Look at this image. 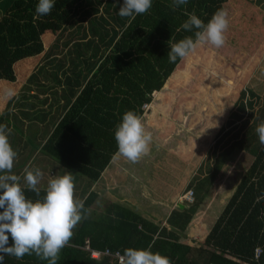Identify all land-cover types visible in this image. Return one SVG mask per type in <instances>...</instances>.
Here are the masks:
<instances>
[{
    "label": "trees",
    "instance_id": "1",
    "mask_svg": "<svg viewBox=\"0 0 264 264\" xmlns=\"http://www.w3.org/2000/svg\"><path fill=\"white\" fill-rule=\"evenodd\" d=\"M230 1L188 0L174 11L172 0H152L146 14L132 19L118 15L123 0H55L52 11L58 14L39 17L35 12L38 0H0V10L6 14L0 17V42L7 33L12 40L40 43L41 29L53 19L64 22L18 96L9 100L5 112L18 102L26 117L40 120V104L27 97L50 95L44 102L52 99L46 114L51 116L48 127L53 128L42 150L97 181L118 150L114 133L123 114L131 110L143 116V105L166 87L181 62H169L168 42L194 37L195 30L177 29L190 14L207 23L218 9L230 12L225 7ZM66 5L68 10L63 9ZM228 18L235 21L230 22L232 25L239 23ZM227 32L231 34V28ZM249 37L255 38V33ZM259 100L261 106L256 109ZM4 118L1 114L0 120ZM261 122L264 91L260 96L252 89H243L208 150L209 162L200 165V172L206 169L207 173L190 184L194 201L174 209L163 225L120 205H114V216L90 210L74 229L57 264H120L111 254L94 258L87 245L121 254L127 248L150 249L167 257L171 264H264V145L255 131ZM246 152L249 163L209 233L200 243L183 240L206 196L199 195L198 190H208L228 161ZM44 189L41 187L39 196L26 188L25 193L35 201L42 199ZM96 198V191H91L84 199L85 207L90 209ZM257 247L262 252L254 259ZM3 264L47 261L35 255H26L22 260L5 256Z\"/></svg>",
    "mask_w": 264,
    "mask_h": 264
},
{
    "label": "rangeland",
    "instance_id": "2",
    "mask_svg": "<svg viewBox=\"0 0 264 264\" xmlns=\"http://www.w3.org/2000/svg\"><path fill=\"white\" fill-rule=\"evenodd\" d=\"M225 7L230 10V12L227 10L228 17L237 19L239 23L232 25L230 22L235 23V21L229 20L231 34L226 32L227 39L223 47L218 49L210 45L199 47L185 61L179 63L166 87L154 94L155 100L152 104L149 103L145 111L149 117L145 122L146 130L153 136L151 151L135 164L123 158H117L118 161L123 160L120 165L112 164L111 169L116 168L118 171L120 168V173H122L121 177L117 173L114 182V188L118 187V183L121 184L115 190L118 193L124 188H127V193H130L129 189H135L134 184L137 186L139 182L143 185L141 190L145 192V197L142 195L145 202L150 200L156 191L166 194L171 190L181 189L183 192L177 200L181 198L184 201L181 203H185L187 200L184 194L193 189L190 184L198 177H203L202 174L207 173L206 169L200 172V165L209 162L208 150L212 149L216 135L234 108V101L240 92L243 89H252L262 96L264 91V22L260 20L264 21V0H231L225 4ZM69 8L66 5L63 9L68 10ZM54 11L51 13L58 14ZM5 15L0 10V17L3 18ZM63 26L64 22L53 19L46 29H41L40 43L28 44L24 41L12 40L5 33L0 42V73H3L1 80L14 78L15 71L19 68L20 71L32 61H40ZM55 27H57L56 32ZM240 27L242 30L238 29ZM250 33H255V38L249 37ZM40 46H42L41 53L38 54ZM1 83L0 81V87L4 85ZM10 87L14 86L10 85ZM151 106L154 107L151 108ZM260 106L261 101L256 104V109ZM23 132L16 127L9 134L10 143L18 153L14 165L19 158H22V164L35 148V138L26 133L25 138L29 139L26 142L28 148L25 151L21 149L18 143L22 141ZM249 157L247 152L241 156L236 155L232 161H228L227 166L217 175L208 190V187L202 191L198 190L199 195L206 196L183 240L200 243L209 233L225 201L234 191L240 174L249 163ZM43 162L44 158L40 155L35 165L39 166ZM63 165L65 174H71L74 182L81 184L80 189L91 181L76 170ZM49 177L50 174L45 175V178ZM79 188H75L76 197L78 194L76 190ZM77 198L80 199V197ZM194 199L195 194L191 201ZM127 200L131 201L129 198ZM183 205L181 204V207ZM138 208L143 210L142 207ZM142 212L148 215L146 208ZM164 213L166 214V212L161 214ZM156 218L162 220L161 223L166 221L165 216Z\"/></svg>",
    "mask_w": 264,
    "mask_h": 264
},
{
    "label": "clouds",
    "instance_id": "3",
    "mask_svg": "<svg viewBox=\"0 0 264 264\" xmlns=\"http://www.w3.org/2000/svg\"><path fill=\"white\" fill-rule=\"evenodd\" d=\"M188 0H172L170 7L175 11ZM55 6V0H38L36 15L46 16ZM152 7V0H123L118 15L135 19L137 15L146 14ZM229 28L228 13L218 9L211 19L205 23L196 14L177 29L192 32L178 42L171 39L168 44L170 63L183 62L199 47L210 45L221 48L226 43V32ZM16 96L12 87L3 89V98L11 100ZM149 104V103H147ZM146 111V110H145ZM10 129L0 125V264L5 256L22 260L26 255H35L47 264H57L61 251L71 240L74 229L87 218L90 209L85 201L75 194L74 177L71 174L56 176L48 180L42 199L32 200L26 196L25 188L41 193L43 173L39 168L26 166L23 177L13 173L14 162L18 153L9 140ZM258 141L264 145V122L255 129ZM117 152L115 157L123 158L135 164L151 151L152 133L147 131L142 118L134 111L123 114L115 133ZM23 179V186L21 185ZM9 234L12 244L9 245ZM120 264H170V260L150 249L127 248L119 257Z\"/></svg>",
    "mask_w": 264,
    "mask_h": 264
},
{
    "label": "crops",
    "instance_id": "4",
    "mask_svg": "<svg viewBox=\"0 0 264 264\" xmlns=\"http://www.w3.org/2000/svg\"><path fill=\"white\" fill-rule=\"evenodd\" d=\"M38 62H39L38 60L32 61V63L30 65L27 64L26 67L20 71H19V69H20L19 68L18 70L15 71L14 78H5V79L1 80L3 73H0V81L2 82L1 84L4 83V85L2 87H0V115L3 114L5 116V118L2 121L0 120V125H7V127L11 131L13 129H15L16 127L20 128L21 131H24L23 132L24 135L21 134L22 141H21V143H18L19 146L21 147V149H23L24 151L27 150V148H28L26 142L29 140L28 137L25 138V134L29 133V134L33 135V137L35 138V140H36L35 141V148H33L32 152H30L29 156L25 159V161H23L22 164H21L22 158H19V160L14 165L13 173L23 177V169L26 166H28L30 168H39L43 173V178H42L41 184L39 185V187L41 188V187H46V184H47L49 179L56 177V176H62L66 173L65 172V166L62 163L54 160L53 158L48 156L42 150V145L47 140V138L50 136L51 130L53 128V127H51V128L48 127L49 119L51 116H50V114H46L50 110V104H51L52 99L48 100L45 103L44 98L45 97L50 98V95L46 96L45 94H39L40 99H38V98L34 99L33 97H35V96H28L27 97L28 100H32L35 103L40 104L39 108L41 109L42 119L33 121V120H31V119H33L32 116L28 118L24 115V112L18 106V102L13 103L10 110L8 112H5L9 100L3 98V89L6 87H10V85L14 86L12 88H14L16 91V97L18 96V93H19L21 87H23V85H25L29 75L37 67ZM33 92H34V90L31 93H33ZM154 100H155V98H153L152 101H154ZM152 101H151V104H152ZM152 107H154V106H151V108ZM54 110H55V107L52 109V113L54 112ZM147 117H148V114L146 115V113H144L143 116H141L142 121L145 125V128H146L145 122H146ZM36 137H37V139H36ZM40 155H42L44 158V162L41 164L42 166L41 165H39V166L35 165L36 159ZM179 156H181V154H179ZM121 162H123V160L118 161L117 157H115V154H114L111 162L108 164V166L102 172L100 178L97 181L87 182L86 186L83 189H80L79 186H81V184L76 182L75 188H79L76 190V192L78 193L77 197H80V199L84 200L91 191H96L97 198H96L94 204H92V206L90 208L91 212L95 211L96 213H100V215L103 213H108V214H110V215L112 214V216H114L116 214V210L113 208L114 205H120V206L128 207L133 212L138 213L141 216H143L144 218H147V219H149V220H151L157 224L163 225L164 222L166 223V221H163L161 223L162 220H159L156 217H158V216L164 217L165 216L166 220H167V218L169 217V215L171 214V212L174 209L181 208V204H184L181 202H184V201L181 200V198L178 201L177 198L181 195V193L183 191L181 189L180 190L175 189L174 191L171 190L170 193H166V194H162L160 191H156L154 193V195L152 196V198H150V200L148 199V201L145 202V198H144L145 192L143 190H141L143 185H140V183L138 182L137 186L134 184L135 189L134 188H132V190L129 189L130 193H127L128 189L127 188L123 189V187H121L123 190L120 193H118L115 190H117L121 184L118 183V187L114 188V184H115L114 182H115V178L117 176V173H118V176H120V177H121L122 173H120V168L117 171L116 168L111 169V166L113 163H115V165L116 164L120 165ZM47 174H50L49 178H45V175H47ZM111 181H113V182H111ZM21 185L23 186V179H21ZM171 187L173 189V186H171ZM174 188H175V186H174ZM158 192H160V193H158ZM0 194H2V191H0ZM134 194H137V195H134ZM155 194H156V196H155ZM140 195H141V197H140ZM127 198L131 199V201H128ZM140 198L143 199L142 202H141ZM168 198H170V200ZM178 202H180V204ZM110 204H113V206L111 207ZM155 204H157V205H155ZM138 207H142L141 209H143V210H145V208H146L148 215L144 214L142 212L143 210H139ZM107 208H109V210H107ZM110 210H112V211L109 212ZM162 212H166V214L165 213H164L165 215L161 214ZM153 216H154V218H153Z\"/></svg>",
    "mask_w": 264,
    "mask_h": 264
},
{
    "label": "built area",
    "instance_id": "5",
    "mask_svg": "<svg viewBox=\"0 0 264 264\" xmlns=\"http://www.w3.org/2000/svg\"><path fill=\"white\" fill-rule=\"evenodd\" d=\"M148 107H149V104H147V103L143 105V108H144L145 110H147ZM193 194H194L193 190H189V191H187V192L184 194V198H185V200H187V201H189V200H190V201L193 200ZM87 242H88V241H87ZM87 248H88L89 250H91V255H92L94 258H99L103 253H106V254H111L112 256H114L115 258H117L118 261H119V257H120L121 255H123V254H121L120 251L112 252V251H109L108 249H106L105 251L94 250V249L91 248L90 245H87ZM261 252H262V248H261V247H257L256 250H255L254 259H258L259 256H260V254H261ZM119 263H120V262H119ZM170 264H171V262H170Z\"/></svg>",
    "mask_w": 264,
    "mask_h": 264
}]
</instances>
